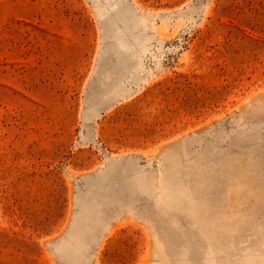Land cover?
I'll list each match as a JSON object with an SVG mask.
<instances>
[{
    "label": "rangeland",
    "instance_id": "1",
    "mask_svg": "<svg viewBox=\"0 0 264 264\" xmlns=\"http://www.w3.org/2000/svg\"><path fill=\"white\" fill-rule=\"evenodd\" d=\"M0 264H264V0H0Z\"/></svg>",
    "mask_w": 264,
    "mask_h": 264
}]
</instances>
